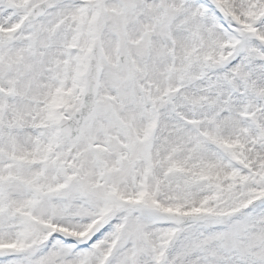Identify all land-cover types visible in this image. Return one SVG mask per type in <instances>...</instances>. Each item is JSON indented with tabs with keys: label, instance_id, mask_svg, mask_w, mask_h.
Masks as SVG:
<instances>
[{
	"label": "snow or ice",
	"instance_id": "6c2138e0",
	"mask_svg": "<svg viewBox=\"0 0 264 264\" xmlns=\"http://www.w3.org/2000/svg\"><path fill=\"white\" fill-rule=\"evenodd\" d=\"M0 264H264V0H0Z\"/></svg>",
	"mask_w": 264,
	"mask_h": 264
}]
</instances>
